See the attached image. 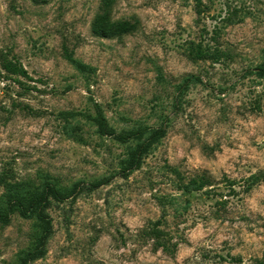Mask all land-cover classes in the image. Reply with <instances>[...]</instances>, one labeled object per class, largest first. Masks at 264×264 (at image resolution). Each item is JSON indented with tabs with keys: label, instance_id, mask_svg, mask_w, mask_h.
<instances>
[{
	"label": "rangeland",
	"instance_id": "obj_1",
	"mask_svg": "<svg viewBox=\"0 0 264 264\" xmlns=\"http://www.w3.org/2000/svg\"><path fill=\"white\" fill-rule=\"evenodd\" d=\"M101 0H0V206L44 184L67 189L114 177L127 146L81 118L97 103L115 130L159 126L165 138L126 180L47 210L45 255L31 264H264V0H116L112 21H137L120 39L91 33ZM190 43L216 62L194 60ZM63 48L94 70L82 75ZM196 75L174 110L176 87ZM204 177L209 187L181 186ZM162 216V217H161ZM165 249L146 233L161 219ZM41 224H0V264H19Z\"/></svg>",
	"mask_w": 264,
	"mask_h": 264
},
{
	"label": "trees",
	"instance_id": "obj_2",
	"mask_svg": "<svg viewBox=\"0 0 264 264\" xmlns=\"http://www.w3.org/2000/svg\"><path fill=\"white\" fill-rule=\"evenodd\" d=\"M37 3H46L48 0H33ZM116 0H101L98 14L91 23V33L101 39H120L125 35L131 34L136 30L137 21H112L111 11ZM195 14H201L200 0H194ZM190 56L194 60H212L218 61L221 53L216 51L214 54L210 49L205 50L200 43L194 45L190 43ZM63 58L70 64L73 69L82 74L90 75L94 70L88 65L76 60L72 53L63 48ZM0 69L4 72L7 79L20 84V78H27L26 72L20 64L15 63L0 51ZM248 74L256 76L258 79H264V64L253 70L247 71ZM192 84H202L199 76L191 75L182 80L176 87L174 110L179 109L180 98L184 96ZM93 113L82 112H60L58 116L64 120H76L81 118L89 122L95 127L98 136L110 139L119 145L127 146L128 151L118 161V171L113 177H106L95 180L87 185L83 183H74L67 189H57L52 184L46 183L41 188L32 192L28 197L13 196L4 206H0V224L7 226L10 223L12 215L17 214L22 219H30L35 216L41 224V232L37 238L36 245L33 250L28 252L19 262V264H31L37 259L45 255V245L51 235L52 226L47 214V210L53 204H62L68 200H74L84 192H92L103 186L110 184L113 178L126 180L133 172L138 171L144 159L155 150L160 142L165 138L168 129V118H164L159 126L149 127L138 124L131 129L115 130L108 123L102 108L99 104H92ZM208 179L194 178L190 179L186 184L181 186V190L185 193L198 192L205 187H209ZM162 217V216H161ZM163 223L162 218L152 224V228L146 233L155 240L157 248L165 249L163 243L162 231L159 227Z\"/></svg>",
	"mask_w": 264,
	"mask_h": 264
}]
</instances>
